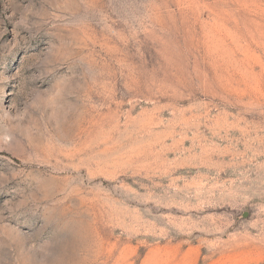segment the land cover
<instances>
[{"label":"rangeland","instance_id":"obj_1","mask_svg":"<svg viewBox=\"0 0 264 264\" xmlns=\"http://www.w3.org/2000/svg\"><path fill=\"white\" fill-rule=\"evenodd\" d=\"M262 129L264 0H0V264H264Z\"/></svg>","mask_w":264,"mask_h":264},{"label":"clouds","instance_id":"obj_2","mask_svg":"<svg viewBox=\"0 0 264 264\" xmlns=\"http://www.w3.org/2000/svg\"><path fill=\"white\" fill-rule=\"evenodd\" d=\"M238 130L242 134L246 131H256L254 128ZM261 132L264 133V129ZM259 139L264 142V134ZM260 154H264V152ZM212 187L216 191H213L212 188L208 189L206 197L191 206L197 212H205L209 208L221 209L219 213L213 211L200 217V222H206L211 226L210 228L202 227L201 231H218L220 229L214 227L217 223H221L223 228L227 229L236 223L242 213L248 210H252L253 219L246 224V227L264 230V179L257 182L249 180L247 177H237L235 180Z\"/></svg>","mask_w":264,"mask_h":264}]
</instances>
